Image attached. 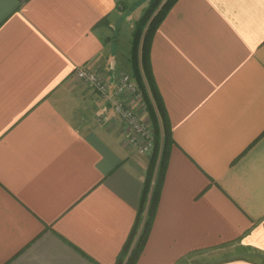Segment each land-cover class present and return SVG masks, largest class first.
<instances>
[{
	"label": "crops",
	"instance_id": "crops-1",
	"mask_svg": "<svg viewBox=\"0 0 264 264\" xmlns=\"http://www.w3.org/2000/svg\"><path fill=\"white\" fill-rule=\"evenodd\" d=\"M149 1L0 0V264L116 263L153 152L75 69L114 90ZM151 61L174 142L137 264L264 252V0H177Z\"/></svg>",
	"mask_w": 264,
	"mask_h": 264
},
{
	"label": "trees",
	"instance_id": "trees-1",
	"mask_svg": "<svg viewBox=\"0 0 264 264\" xmlns=\"http://www.w3.org/2000/svg\"><path fill=\"white\" fill-rule=\"evenodd\" d=\"M176 2L177 0H151L147 10L144 11L141 18L137 21L133 32L132 70L136 84L142 93L148 112L151 114L155 125V145L148 164L141 204L133 229L115 264H137L141 256L152 227L165 171L170 158L171 147L174 142L168 112L152 69L151 48L158 27ZM151 192L148 215L145 218L146 201ZM244 249L253 250L250 246H245ZM261 253L264 255V252ZM263 255L261 262L257 264H264ZM239 258H245V256L224 258L215 263L219 264L223 261ZM188 262H190L188 258H181L176 264Z\"/></svg>",
	"mask_w": 264,
	"mask_h": 264
},
{
	"label": "built area",
	"instance_id": "built-area-1",
	"mask_svg": "<svg viewBox=\"0 0 264 264\" xmlns=\"http://www.w3.org/2000/svg\"><path fill=\"white\" fill-rule=\"evenodd\" d=\"M75 75L85 81L91 88L99 92L102 95H108L111 92V85L107 80L102 79L89 64H83L75 69ZM112 105L113 109L120 118V120L126 124L129 130V144L137 152L148 155L154 148L155 139L154 133L150 126L145 122L144 118H141L136 112V106L132 99H124L123 94L131 92L137 97H141V93L138 90L135 81L131 74H124L116 88L112 90ZM139 92V93H138Z\"/></svg>",
	"mask_w": 264,
	"mask_h": 264
},
{
	"label": "rangeland",
	"instance_id": "rangeland-1",
	"mask_svg": "<svg viewBox=\"0 0 264 264\" xmlns=\"http://www.w3.org/2000/svg\"><path fill=\"white\" fill-rule=\"evenodd\" d=\"M150 3H151V0L149 1V3H148V5H147V7L145 8V10H147V8H148V6L150 5ZM144 10V11H145ZM140 18H141V16H140ZM139 18V19H140ZM138 19V20H139ZM137 20V21H138ZM137 21H136V23H137ZM133 32H134V30H133ZM133 32H132V38H131V44H130V60H131V50H132V47H133V42H132V40H133ZM124 73L125 74H131L132 75V78H133V80L135 81V78H134V74H133V70H132V64H131V67H130V69L129 70H126V71H124ZM124 73H123V75H124ZM82 80V79H81ZM105 80V79H104ZM135 84H136V82H135ZM137 85V84H136ZM138 87V86H137ZM138 90H139V88H138ZM97 92V91H96ZM112 90H111V92L108 94V95H102V94H100L99 92H97L100 96H103V97H105L108 101H110V103H111V107H112V110L114 111V109H113V105H112V100H111V96H112ZM126 92V91H125ZM139 92L141 93V91L139 90ZM138 92V93H139ZM140 99H142L143 101H144V99H143V96H142V93H141V97H140ZM143 110L145 111L146 110V114H145V112H144V116H145V118H144V120H145V122H147L148 123V125L150 126V128H151V130H152V132L154 133V139H155V125H154V122H153V119H152V117H151V114L148 112V109H147V106H146V102L144 101V104H143ZM112 111V112H113ZM136 113H138V111L136 112ZM113 117H117L118 118V116L116 115V113H115V111L113 112ZM142 118V117H141ZM118 119H120V118H118ZM124 125L126 126V124L124 123ZM128 128V127H127ZM130 130V129H129ZM153 150H154V148L151 150V152H150V154L153 152ZM147 215H148V213H147ZM147 218V217H146ZM251 256L252 257V259H256V260H262V253L261 252H258V251H255V250H245L244 249V247H242V248H240V247H236V252L235 253H232V254H229V255H227V256H225L224 258H230V257H236V256ZM264 256V255H263ZM224 258H222V259H224Z\"/></svg>",
	"mask_w": 264,
	"mask_h": 264
}]
</instances>
